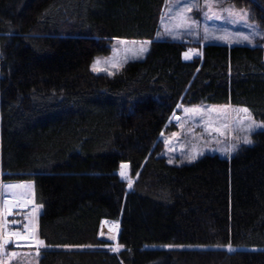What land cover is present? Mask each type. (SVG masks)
I'll return each mask as SVG.
<instances>
[{
    "label": "trees",
    "instance_id": "trees-1",
    "mask_svg": "<svg viewBox=\"0 0 264 264\" xmlns=\"http://www.w3.org/2000/svg\"><path fill=\"white\" fill-rule=\"evenodd\" d=\"M231 1L264 26V0ZM165 5L0 0V183H34L39 264H264V129L192 164L169 163L160 139L179 105L243 106L264 124V47L156 39ZM114 39L152 42L92 72Z\"/></svg>",
    "mask_w": 264,
    "mask_h": 264
},
{
    "label": "rangeland",
    "instance_id": "rangeland-1",
    "mask_svg": "<svg viewBox=\"0 0 264 264\" xmlns=\"http://www.w3.org/2000/svg\"><path fill=\"white\" fill-rule=\"evenodd\" d=\"M211 2L215 5L211 11L212 13L219 14V19L209 14V8L205 6L206 0H166L156 39L191 41L203 45L210 42L229 45L258 44L264 47V39L258 36L253 37L252 29L249 25H256L260 30H264V26L253 19V14L249 8L239 7L231 0H211ZM194 3L198 4V7H192L191 12L186 13L190 17V27L189 25L179 26L177 17L186 7ZM229 8L247 12V23L229 16L227 11H225ZM244 35L249 36L253 42L248 43L244 41L242 38ZM122 41H126L127 43H121ZM151 42V40L140 39L112 40L110 43L112 47L111 53L96 56L91 69L97 59H100L102 63L97 66L98 71L92 72L96 74H114L118 72L127 62L143 59L150 50ZM141 47L145 50L140 51ZM197 53H199L198 50H192L190 52V59ZM104 61H108V63L105 64ZM244 108L246 107L231 104L179 105L169 121V125H171L170 129L168 128L160 137L164 145L163 155L167 157L168 162L171 164H192L208 154H217L224 158H231L243 146H252L255 143L253 139L254 133L263 130L264 127L255 128L249 133L247 130L249 121L244 119V117L250 114L251 119L255 121L256 125L264 124L257 120L248 108V114L239 111ZM185 109H201L202 111L199 113H186ZM174 133L175 135H173ZM245 137L249 138L252 143L245 144L243 142ZM233 146H235V150H233ZM124 171L126 175L124 177L120 176L124 181L129 183V165ZM120 172L121 168L119 174ZM11 185H34V183L32 181L0 183V238L11 234V232H8L6 226L9 202L14 204H11V206H16V208H30L32 206L34 219L31 229L35 226L36 235L38 236L37 220L43 208L35 202L33 189L28 187L12 189L9 187ZM129 188L132 189V186ZM112 221L115 222L114 235H105L103 233L105 224L103 222L100 237L112 244L109 246L112 250L116 247H119L120 250L121 246L118 243L121 229L120 222ZM28 237L17 238L11 236L3 250H0L1 262H5V264H39L40 254L39 256L36 255V249L34 246H30L32 241ZM162 247H169V245H163ZM13 252L16 253L15 257L11 256Z\"/></svg>",
    "mask_w": 264,
    "mask_h": 264
},
{
    "label": "snow or ice",
    "instance_id": "snow-or-ice-1",
    "mask_svg": "<svg viewBox=\"0 0 264 264\" xmlns=\"http://www.w3.org/2000/svg\"><path fill=\"white\" fill-rule=\"evenodd\" d=\"M205 6L209 8V14L210 15H212L216 19L220 18L219 14L212 13L211 10H212L213 7H215V5L211 2V0H206V5ZM192 7H198V4L194 3V4L186 7L180 13V15L177 17V20L179 22V26L182 27L184 25H189L190 17L187 16L186 13L191 12ZM225 11H227L228 15L233 17V19H238L241 22L247 23V18H248L247 12H245V11H237L234 8H229V9H226ZM189 27H190V25H189ZM249 27L252 29L253 37H257L258 36L261 39H264V30H260L258 28V26H256V25H249ZM242 38H243L244 41H247L248 43H252L253 42L252 39H250V37L247 36V35H244ZM121 43H127V42L126 41H122ZM145 43H150V42H145ZM253 46H255V45H253ZM144 50L145 49L143 47L140 48V51H144ZM190 52H192V50H189V52H186L184 54L185 55V59H190L191 58ZM101 63H102V61L100 59H97V61L93 65L92 71H94V72L98 71L97 66L100 65ZM104 63L106 64V63H108V61H104ZM184 111L186 113H199L202 110L201 109H185ZM239 111H241V112H243L245 114H248L249 110L247 108H244V109H240ZM244 119L249 121V127L247 129L249 133H251L255 128L264 127V125H256L255 121L251 119L250 114L246 115L244 117ZM173 135H175V133ZM243 142L245 144H251L252 143V141L249 138H247V137L244 138ZM233 150H235V146H233ZM127 167H128L127 164H122L121 165L120 175L122 177H124L126 175V172L124 171V169H127ZM9 187L10 188H24V187H28V188L33 189V195H34V185H11ZM129 187H131V181L130 180H129ZM30 231H31V236L28 237L32 241V244L30 246H34L35 247L36 255L39 256L40 249L45 247V241L38 238V236L36 235L35 226H33V228ZM11 236H15L17 238H20V234L19 233H11L9 235L3 236L2 238H0V250H3L4 246L9 242V239H10ZM228 248H229V251H233V249L231 248L230 245L228 246ZM113 250L114 251H119V247H116ZM11 256L15 257L16 253L15 252L11 253ZM0 264H5V262H0Z\"/></svg>",
    "mask_w": 264,
    "mask_h": 264
},
{
    "label": "bare ground",
    "instance_id": "bare-ground-1",
    "mask_svg": "<svg viewBox=\"0 0 264 264\" xmlns=\"http://www.w3.org/2000/svg\"><path fill=\"white\" fill-rule=\"evenodd\" d=\"M13 189V188H12ZM19 198V197H16ZM12 201V200H11ZM9 202L7 207V230L11 233H19L20 237H28L31 230V221L33 220L34 210L32 206L30 208L11 206ZM16 204V203H15ZM28 204V203H27ZM14 205V204H12ZM29 215V216H28ZM103 233L105 235H114L115 222L107 220L104 222ZM6 224V223H5Z\"/></svg>",
    "mask_w": 264,
    "mask_h": 264
},
{
    "label": "built area",
    "instance_id": "built-area-1",
    "mask_svg": "<svg viewBox=\"0 0 264 264\" xmlns=\"http://www.w3.org/2000/svg\"><path fill=\"white\" fill-rule=\"evenodd\" d=\"M33 219H34V217H33ZM32 222H33V220H32L31 223H30L31 225H32Z\"/></svg>",
    "mask_w": 264,
    "mask_h": 264
},
{
    "label": "water",
    "instance_id": "water-1",
    "mask_svg": "<svg viewBox=\"0 0 264 264\" xmlns=\"http://www.w3.org/2000/svg\"><path fill=\"white\" fill-rule=\"evenodd\" d=\"M30 236H31V231H30ZM103 239V238H102Z\"/></svg>",
    "mask_w": 264,
    "mask_h": 264
},
{
    "label": "crops",
    "instance_id": "crops-1",
    "mask_svg": "<svg viewBox=\"0 0 264 264\" xmlns=\"http://www.w3.org/2000/svg\"><path fill=\"white\" fill-rule=\"evenodd\" d=\"M4 183H7V182H4Z\"/></svg>",
    "mask_w": 264,
    "mask_h": 264
}]
</instances>
